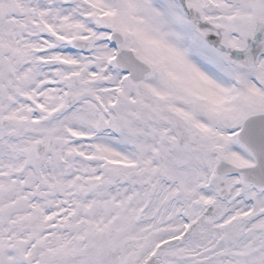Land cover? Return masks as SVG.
Returning a JSON list of instances; mask_svg holds the SVG:
<instances>
[{
	"label": "snow or ice",
	"instance_id": "6c2138e0",
	"mask_svg": "<svg viewBox=\"0 0 264 264\" xmlns=\"http://www.w3.org/2000/svg\"><path fill=\"white\" fill-rule=\"evenodd\" d=\"M0 264H264V0H0Z\"/></svg>",
	"mask_w": 264,
	"mask_h": 264
}]
</instances>
